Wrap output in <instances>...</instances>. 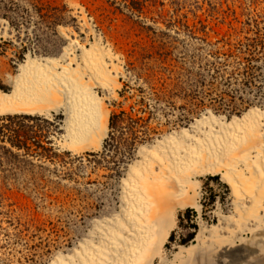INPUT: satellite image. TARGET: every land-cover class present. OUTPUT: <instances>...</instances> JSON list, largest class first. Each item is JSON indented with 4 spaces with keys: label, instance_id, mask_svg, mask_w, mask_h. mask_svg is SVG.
<instances>
[{
    "label": "rangeland",
    "instance_id": "374dc122",
    "mask_svg": "<svg viewBox=\"0 0 264 264\" xmlns=\"http://www.w3.org/2000/svg\"><path fill=\"white\" fill-rule=\"evenodd\" d=\"M14 3L9 17L0 15L7 32L0 37V87L12 89L27 54L62 55L70 40L60 27L89 47L95 37L85 16L123 67L119 95L108 104L111 116L126 115L110 126L101 149L78 154L61 145V113L0 119V264H51L76 249L95 220L116 212L120 182L143 145L208 114L231 121L264 108V0ZM37 4L44 7L37 11ZM14 131L27 133L20 140L28 148L11 146ZM232 203L230 184L208 175L201 211L179 212L169 259L196 242L201 228L219 223L218 207L230 214Z\"/></svg>",
    "mask_w": 264,
    "mask_h": 264
},
{
    "label": "bare ground",
    "instance_id": "6f19581e",
    "mask_svg": "<svg viewBox=\"0 0 264 264\" xmlns=\"http://www.w3.org/2000/svg\"><path fill=\"white\" fill-rule=\"evenodd\" d=\"M83 18L95 37L89 47L60 27L70 40L64 53L27 54L11 76L12 89L0 87V116L61 113V145L77 154L104 146L108 100L119 95L123 75L113 49ZM2 33L7 32L0 26ZM208 175H221L230 184L234 210L224 214L218 207L219 223L209 231L201 228L196 242L182 246L172 261L166 244L179 212L201 211ZM119 188L116 212L95 220L76 249L51 264H264V108L231 121L208 114L143 145Z\"/></svg>",
    "mask_w": 264,
    "mask_h": 264
},
{
    "label": "trees",
    "instance_id": "16d2710c",
    "mask_svg": "<svg viewBox=\"0 0 264 264\" xmlns=\"http://www.w3.org/2000/svg\"><path fill=\"white\" fill-rule=\"evenodd\" d=\"M34 1H40V0H34ZM15 3H14V0H0V15L1 16H3V17H9V15L7 14L8 12H10L11 10H12V8H11V6H9V5H14ZM36 10L37 11H39L40 9H42L44 6H42L41 7V5L39 6L38 4L36 5ZM6 9V12H2V10L1 9ZM126 115V113L123 111V112H121L120 114H113L110 118H111V120H110V126L111 127H113V125L115 124V123H117L118 122V119H120V118H123L124 116ZM25 117H28V118H31L32 116H29V115H19V114H17V115H5V116H1L0 117V119H2V120H9V121H14L15 119H19V118H25ZM3 125L0 127V135L1 136H3V134H5V132H4V130H2L3 128ZM14 133H15V135H14V137L13 138H11L10 140V144H11V146L13 145L14 147H16V148H28V146H26V144L23 142V141H21L20 140V138H21V136H22V134L20 133V131H14ZM23 135H27V133L25 134H23ZM110 138H111V136H112V131L110 132ZM15 139H17V141L16 142H14V141H12V140H15ZM107 140L108 139H106V143H107ZM187 212H193V213H195V211H194V209H192V208H188L187 209ZM183 220L181 219V222H182ZM192 221V220H191ZM193 225H194V227H196L197 225L195 224V223H193ZM175 236H176V232L175 231H173L172 232V234H171V236H170V241H173L174 239H175ZM189 238L190 239H193L194 238V234H191V235H189ZM183 242H185V241H183Z\"/></svg>",
    "mask_w": 264,
    "mask_h": 264
}]
</instances>
